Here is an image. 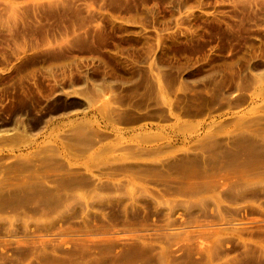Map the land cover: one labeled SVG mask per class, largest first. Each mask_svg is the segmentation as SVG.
Returning a JSON list of instances; mask_svg holds the SVG:
<instances>
[{
	"label": "rangeland",
	"instance_id": "rangeland-1",
	"mask_svg": "<svg viewBox=\"0 0 264 264\" xmlns=\"http://www.w3.org/2000/svg\"><path fill=\"white\" fill-rule=\"evenodd\" d=\"M0 264H264V0H0Z\"/></svg>",
	"mask_w": 264,
	"mask_h": 264
}]
</instances>
